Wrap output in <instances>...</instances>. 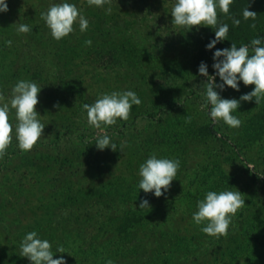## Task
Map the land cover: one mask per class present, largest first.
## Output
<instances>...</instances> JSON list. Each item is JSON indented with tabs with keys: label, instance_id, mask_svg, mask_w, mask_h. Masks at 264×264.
Segmentation results:
<instances>
[{
	"label": "rangeland",
	"instance_id": "obj_1",
	"mask_svg": "<svg viewBox=\"0 0 264 264\" xmlns=\"http://www.w3.org/2000/svg\"><path fill=\"white\" fill-rule=\"evenodd\" d=\"M34 2H27L23 9L35 12L39 5ZM174 2L153 0L152 13H148L146 18L137 14L140 10L135 6H129V14L124 16V23L120 26L123 31L127 29V35H68L61 40L52 38L42 48H32L31 51L23 48L25 56L43 68V76L47 78L45 82L36 81L42 88L37 109L41 114L39 118L45 124L40 140L54 139L52 135L62 134L60 129L69 123L74 133H83L85 140L92 143L96 162L91 159L89 164L81 158L78 171L74 167V173L70 174L68 170L65 175L60 174L62 182L58 192L62 195L55 199L47 189H40L22 175L27 168L23 160H14L8 173L5 169L0 170V215H4L9 225L7 228L0 223L1 245L10 239L16 243L24 224L39 220L43 221L42 236L52 242L54 252L57 246H63L68 254L69 245L82 241L71 233H45L50 224L44 222L49 216L45 214V208L51 206V215L58 218L76 211V197L66 200V195L73 197L72 193L77 189L85 194V204L93 199L90 194L101 189L103 184L123 188L132 183L138 184L139 165L155 153L177 158L181 162L177 176L165 195L159 198L145 195L166 204L172 215V224L181 228L187 237L196 235L198 238L194 255L184 261L185 264H264V100L259 105L255 100L241 102L234 112L242 121L239 127H230L222 120L212 123L208 116L209 108L205 106L203 86L199 84L206 78L196 73L192 65L208 26H199L197 31V26L190 30L172 25L170 12ZM39 8L47 10L46 6ZM12 10L11 6L6 14L12 13ZM126 23L128 28H125ZM11 34L19 39L26 37L15 35L14 29H11ZM89 39L92 44L86 45L84 41ZM111 47L116 48L117 58L123 61L116 71L103 69L93 61V52L100 50L106 53ZM67 75L92 96L130 89L138 94L142 102L133 106L127 120L94 129L88 125L86 113L58 109L51 101L59 93L58 87ZM12 87L0 90L5 100H10ZM254 87L241 81L239 91L228 87L221 95L238 99ZM10 120L15 123V110H12ZM207 126L213 127L211 134L202 131ZM105 132L114 138L117 150L108 148L100 151L96 148L95 136ZM5 157L6 153L0 157V162ZM55 172L53 170L52 174ZM226 175H231L233 179L229 180ZM68 187L73 190L70 192ZM224 188H237L246 203L233 217L227 236H208L194 223L192 213L196 211L197 201L208 190ZM156 201L152 203L157 205ZM103 206L98 204L99 209ZM161 209L156 208L157 211ZM10 217H15V222H21L22 226H13ZM8 248L0 264H29L28 259L18 258L17 249L12 251ZM60 255L64 253H57V257ZM93 261L88 264L100 263L98 258Z\"/></svg>",
	"mask_w": 264,
	"mask_h": 264
},
{
	"label": "trees",
	"instance_id": "obj_2",
	"mask_svg": "<svg viewBox=\"0 0 264 264\" xmlns=\"http://www.w3.org/2000/svg\"><path fill=\"white\" fill-rule=\"evenodd\" d=\"M29 1L32 0H8L9 10L11 6L13 7L12 13L11 11L9 14L0 13V90L11 88L20 79H29L35 82L47 80L43 76V68L38 67L30 57L28 59L23 48L31 51L32 48H42L43 44L51 42L53 37L40 15L46 10L39 7L46 6L48 8L53 0H33L34 4L37 2L39 5L33 13L23 9L24 4ZM71 2L81 10L83 9L89 20V28L86 32H80L79 26L76 24L74 25L75 31L69 35H127V29L123 31L120 26L124 23V21L122 23L124 16L129 14L128 7L135 6L140 10L136 13L140 17L146 18L148 13H152L154 6L153 0H111V3L105 4L104 7L89 6L87 0H71ZM248 5L250 10L257 13L255 21L243 20L242 9ZM109 6L112 9L110 14L106 11ZM230 14L241 19V24L233 26L230 17L218 11V19L228 23L230 30L229 40L218 43L217 48L230 47L232 42L240 46L249 43L258 35L264 36V0H233ZM18 21L31 27L29 33L17 34L16 32L15 35H26L25 38L12 37L14 34H11V29L16 31L14 23ZM252 23H255V28L251 27ZM126 26L125 28H128L129 25ZM214 36V30L208 26L206 36L193 57L192 65L196 73H198L201 61L208 64L210 74L214 72L212 57L215 49L208 50L205 47ZM6 40L12 41L11 46L4 43ZM50 42L48 44H51ZM93 53V61L103 69L116 71L123 63L117 58L115 47H111L106 53L100 50ZM64 78L61 86L58 87L59 93L51 101L53 100L54 105H59L58 109L67 108V111L72 113H86L81 107L82 104L93 103L98 93L96 92L97 94L92 96L80 83L69 79L68 75ZM67 114L65 113V115ZM107 128L109 129V127ZM60 131L62 134L57 133L54 137L52 135L54 139H39L29 151L20 150L17 142L13 139L6 149V157L0 162V170L5 169L7 173L10 172L13 161L21 159L27 165L22 173L28 179L27 181L34 182V185L40 189H47L53 199L57 198L59 194L62 195L58 192V186L62 182L59 175H65L68 170H70V174L74 173V171L72 172L74 167L78 171L81 158L89 164H91V159L94 162L96 160L93 157L95 152L92 151V143L85 140L83 133H74L72 125L69 123L62 126ZM202 131L211 134L213 127L207 126ZM67 133L68 135H66ZM64 140L66 142L62 143ZM53 170H56L54 175L52 174ZM226 177L229 180L233 179L231 175H226ZM137 185V183H132L123 188L119 185L103 184L101 189L90 194L93 199L86 201L85 204L83 203L86 198L85 194L77 189L73 191V197L71 194L66 195V200H72L75 197L78 199H75L76 211L58 218H54L52 216L54 214L51 215L53 209L51 206L45 208L44 212L49 216L48 220L44 222L50 223L44 230L45 233L52 232L53 235L71 233L82 241V243L74 242L69 245V253L63 255L67 264H88L94 262L95 258L100 260L99 264H106L109 258L113 259L116 264H185L190 256L194 255L195 246L199 243L196 235L187 237L181 228L172 224V215L166 209L167 205L154 200V198H147ZM69 188L68 190L71 192L73 189ZM144 198L149 199L151 208H154L152 211L148 208L138 209L140 200ZM153 201H156L157 205H154ZM99 203L104 204L101 209L98 208ZM157 207L162 209L157 211ZM10 219L13 226H22L21 222L19 224L15 222V217H10ZM42 222L35 220L34 223L24 224L20 238L16 240V243L10 239L9 243L0 244V261L4 258L3 254L7 252L8 247L12 251L17 249V256L21 260L27 259L19 255L20 242L24 235L32 230L37 231L43 238ZM0 223L5 224L7 228L9 226L6 224L4 215H0ZM90 228L91 232H89ZM89 235L88 241L85 242ZM101 235L104 238H100ZM60 240L59 242L62 241ZM83 242H85V246L89 247H85ZM52 250L54 251L53 246ZM148 250L150 251L147 252Z\"/></svg>",
	"mask_w": 264,
	"mask_h": 264
},
{
	"label": "clouds",
	"instance_id": "obj_3",
	"mask_svg": "<svg viewBox=\"0 0 264 264\" xmlns=\"http://www.w3.org/2000/svg\"><path fill=\"white\" fill-rule=\"evenodd\" d=\"M89 6L104 7L111 0H87ZM233 0H175L171 8V24L186 27L190 30L193 26H210L215 33L206 49L213 50L214 72L209 74V67L205 61L198 66V73L205 77L199 84L203 86L205 106L209 108L208 116L212 123L223 121L230 127H239L241 119L234 115L242 101H253L259 105L264 100V36H256L249 43L237 46L231 43L230 47L217 48L216 45L228 39L230 26L218 19V11L230 17L233 26H239L241 19L230 14V6ZM9 11L8 0H0V13ZM107 13H111L109 6ZM41 18L50 30L51 36L56 40L75 31L74 25L78 24L80 32H86L89 28V20L78 6L71 0H53ZM243 20L255 21L257 13L249 9V5L242 9ZM17 34L29 33L30 25L20 21L14 23ZM255 28V23L251 24ZM4 43L11 46L12 41ZM86 45L92 41L85 40ZM219 77V82L217 81ZM244 85L255 87L237 98H225L221 95L228 87L240 90V82ZM42 88L35 81L29 79L18 80L11 89L10 100H5L0 93V157H3L6 149L13 139L22 151H29L43 135L45 124L39 118L37 109L39 94ZM141 98L130 89L112 90L98 94L93 103L82 104L86 112L87 123L94 129H102L105 126L115 125L118 120H127L134 105L141 104ZM59 107V105H56ZM15 110V123L10 120V114ZM95 146L103 151L111 148L117 150L118 145L109 134L102 133L95 136ZM123 150V144L119 145ZM181 162L177 158L149 155L138 169V188L146 194H152L159 198L169 190L172 181L177 176ZM223 190H208L204 197L197 201L196 211L192 213V220L200 231L208 236L219 237L229 234L233 217L237 211L245 205L242 193L235 188ZM136 206V205H135ZM137 208V206H136ZM151 208L149 199L144 198L139 202L138 209ZM57 253H67L63 246H57L52 250V242L35 231L27 232L19 246V255L27 258L29 264H67L65 256ZM55 257V258H54ZM106 264H116L109 258Z\"/></svg>",
	"mask_w": 264,
	"mask_h": 264
}]
</instances>
